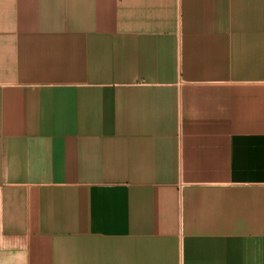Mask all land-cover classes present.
<instances>
[{
  "label": "crops",
  "instance_id": "1",
  "mask_svg": "<svg viewBox=\"0 0 264 264\" xmlns=\"http://www.w3.org/2000/svg\"><path fill=\"white\" fill-rule=\"evenodd\" d=\"M0 264H264V0H0Z\"/></svg>",
  "mask_w": 264,
  "mask_h": 264
}]
</instances>
